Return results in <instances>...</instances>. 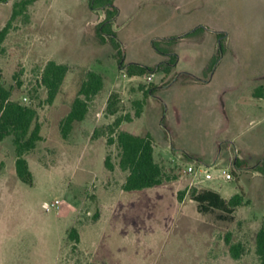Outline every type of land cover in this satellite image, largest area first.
Returning <instances> with one entry per match:
<instances>
[{
  "label": "rangeland",
  "instance_id": "374dc122",
  "mask_svg": "<svg viewBox=\"0 0 264 264\" xmlns=\"http://www.w3.org/2000/svg\"><path fill=\"white\" fill-rule=\"evenodd\" d=\"M115 5L112 28L123 63L157 67L166 58L151 42L161 41L178 56L170 74L129 77L110 39L101 43L95 34L104 13L89 10L84 0L30 5L3 43L2 83L12 100L36 108L42 140L26 156L31 186L15 174L10 139L0 141V264H257L255 236L264 226V97L253 91L264 85V0ZM171 38L177 40L167 44ZM220 42L222 56L210 70ZM50 60L68 72L46 104L40 77ZM89 71L103 77V88L63 140L59 123ZM214 71L208 86H189L206 83ZM250 113L254 123L240 117ZM120 131L152 137L154 160L166 178L161 185L122 190L126 173L118 167L116 144H107ZM107 155L112 171L104 167ZM188 166L193 173L185 172ZM222 169L231 180L220 177ZM204 189L225 199L239 194L242 204L232 214L200 213L191 194ZM73 227L75 250L68 238ZM227 240L242 246L239 259L231 257Z\"/></svg>",
  "mask_w": 264,
  "mask_h": 264
},
{
  "label": "trees",
  "instance_id": "16d2710c",
  "mask_svg": "<svg viewBox=\"0 0 264 264\" xmlns=\"http://www.w3.org/2000/svg\"><path fill=\"white\" fill-rule=\"evenodd\" d=\"M8 1L0 0V4H5ZM38 1L40 0H17L13 2L11 16L0 30V54L3 52V43L11 31L13 23L20 16L25 15L30 5ZM84 2L89 10L102 11L104 13V19L96 25L95 34L101 43L106 42L107 38L110 39V43L116 52L117 64L120 69H125L129 77L143 76L155 70L160 71L164 75L172 72L176 66L178 56L171 49L163 48L161 46L163 42L161 41L151 42V46L155 52L166 58L157 67L124 64L122 51L112 28L114 20L118 15L115 0H84ZM193 33L194 31L186 33L184 37H188ZM221 36L219 35V37ZM176 40L177 38H171L166 43L175 42ZM222 47L220 42L217 54L211 60L210 70L220 60L223 51ZM67 72L68 67L66 65L56 63L53 60L48 61L43 67L40 85L46 90V104H51L60 92ZM102 88L103 77L92 71L87 72L77 95L72 101L70 111L59 123L60 136L63 140L68 139L74 124L82 122L85 119L89 111V102L93 100ZM154 91L151 89L149 92H144V99ZM11 96L12 92L10 89L5 88L0 74V141L10 139L15 154V174L21 182L31 186L33 177L28 167L26 156L42 140L40 135L41 125L37 120L38 115L35 107L14 101L11 99ZM253 96L256 98L264 97V85L255 87ZM143 102L136 103L138 109H142ZM107 111L110 114L115 113V110L111 107V103H109ZM140 111H136V117L140 115ZM121 121V119H117L114 122V126L118 127ZM114 143L118 149V167L126 173L125 182L122 185L124 192H138L154 188L165 181L164 171L154 160L153 139L149 134L140 136L128 131H120L114 139L112 137L107 139L108 145ZM104 167L109 171L114 169L109 155L104 159ZM191 199L197 203V210L200 213L220 210L226 214H232L234 208L241 205L243 201L242 196L239 194H234L229 199H224L219 193L209 189L198 192L193 191ZM68 238L74 242L72 249L75 250L76 244L79 242L78 230L75 227L70 229ZM227 244L231 257L239 259L243 252L242 246L239 243L231 244L229 240H227ZM255 254L258 259L257 264H264V226L260 227L255 236Z\"/></svg>",
  "mask_w": 264,
  "mask_h": 264
},
{
  "label": "crops",
  "instance_id": "0c3cea01",
  "mask_svg": "<svg viewBox=\"0 0 264 264\" xmlns=\"http://www.w3.org/2000/svg\"><path fill=\"white\" fill-rule=\"evenodd\" d=\"M15 1H17V0H9L7 3H5V4H0V30L5 26V24L7 23V21L9 20V18H10V16H11V13H12V4H13V2H15ZM29 8V7H28ZM218 68V67H217ZM216 73V71H214L211 75V79H209L206 83H199V84H194V85H189V86H194V87H197V86H201V85H205V86H208L209 84H211V82H212V79H213V76H214V74ZM259 99H261V98H259ZM237 104V102H233V104L231 103L230 104V107H232V108H234V105H236ZM260 108H262V107H260ZM262 110H264V108H262ZM263 114H264V111H263ZM255 115L254 114H252V113H250V114H240V117L242 118V119H247V118H251V120H250V122L249 123H254V117ZM153 148H154V146H153ZM256 152V151H255ZM256 153H259V152H256ZM197 155V154H196ZM242 155H244V154H240L239 156H238V158L239 159H241V158H243L242 157ZM245 155H247L246 153H245ZM231 196V195H230ZM225 199V198H224Z\"/></svg>",
  "mask_w": 264,
  "mask_h": 264
},
{
  "label": "built area",
  "instance_id": "2783aa9c",
  "mask_svg": "<svg viewBox=\"0 0 264 264\" xmlns=\"http://www.w3.org/2000/svg\"><path fill=\"white\" fill-rule=\"evenodd\" d=\"M148 79H150V78H148ZM185 172L191 174V173L194 172V169H193V167L188 166L186 168V171ZM219 175H220V177H222L226 181L231 180V178H232L231 173H229L227 170H224V169H222V170L219 171ZM205 179L206 180H211L212 179V174L207 173L205 175ZM58 204H59V201H55V202L51 203L50 206L54 207V206H57ZM45 207L47 209H49V205H45Z\"/></svg>",
  "mask_w": 264,
  "mask_h": 264
}]
</instances>
